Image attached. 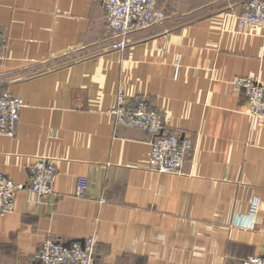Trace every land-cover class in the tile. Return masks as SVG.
I'll list each match as a JSON object with an SVG mask.
<instances>
[{
	"label": "crops",
	"instance_id": "crops-1",
	"mask_svg": "<svg viewBox=\"0 0 264 264\" xmlns=\"http://www.w3.org/2000/svg\"><path fill=\"white\" fill-rule=\"evenodd\" d=\"M104 0H0L8 37L0 91L21 97L0 174L57 166L53 196L20 191L0 216V263L40 264L47 239L98 236L96 264H238L264 253V123L232 80L264 83V27L238 28L249 0H160L166 20L116 50ZM123 88L190 139L182 173L150 169L151 135L117 126ZM86 195L76 194L79 178Z\"/></svg>",
	"mask_w": 264,
	"mask_h": 264
},
{
	"label": "built area",
	"instance_id": "built-area-1",
	"mask_svg": "<svg viewBox=\"0 0 264 264\" xmlns=\"http://www.w3.org/2000/svg\"><path fill=\"white\" fill-rule=\"evenodd\" d=\"M159 3L160 0L103 1L116 50L128 46L131 34L166 20V13ZM258 27H264V0H249L244 11L238 15V28L251 30ZM7 43V35L0 31V68ZM232 85L244 94L249 104V115L264 123V83L253 78L236 77ZM25 106L21 97L6 90L0 91V135H16ZM108 112L115 125L141 129L151 135L150 169L158 173H182L186 157L193 149L192 142L181 134L165 133L162 113L147 99L133 102L128 99L125 90L119 88L117 104ZM57 174L55 161L44 156L34 159L24 183H15L8 176L0 174V216L13 212L20 191L27 189L42 197L53 196ZM76 194L81 197L86 195V179L83 177L78 179ZM98 245L97 235L66 243L47 239L34 259L40 264H96ZM238 264H264V253L248 256Z\"/></svg>",
	"mask_w": 264,
	"mask_h": 264
},
{
	"label": "rangeland",
	"instance_id": "rangeland-1",
	"mask_svg": "<svg viewBox=\"0 0 264 264\" xmlns=\"http://www.w3.org/2000/svg\"><path fill=\"white\" fill-rule=\"evenodd\" d=\"M0 264H3V263H0Z\"/></svg>",
	"mask_w": 264,
	"mask_h": 264
}]
</instances>
